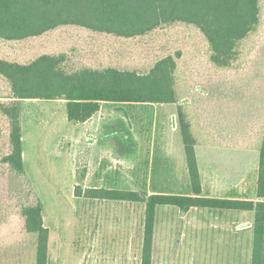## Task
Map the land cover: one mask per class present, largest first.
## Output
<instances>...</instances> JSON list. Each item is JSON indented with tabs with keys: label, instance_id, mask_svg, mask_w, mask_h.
Here are the masks:
<instances>
[{
	"label": "rangeland",
	"instance_id": "rangeland-1",
	"mask_svg": "<svg viewBox=\"0 0 264 264\" xmlns=\"http://www.w3.org/2000/svg\"><path fill=\"white\" fill-rule=\"evenodd\" d=\"M178 51L179 102L121 103L109 109L111 119L104 129L107 134L120 132L109 141L111 153L124 154L132 147L135 151L133 140L138 138L140 175L135 190L189 192L188 166L179 157V141L184 147L180 104L197 139L207 194L256 200L264 142V0L259 26L241 42L230 68L210 61L204 35L186 23L163 25L131 38L65 25L22 40L0 39V58L29 63L43 53L65 52L69 71L88 66L146 73ZM9 86L0 75V100H9ZM26 103L23 151L31 192H19L22 186L28 190L24 180H14L13 173L0 165V264H35L37 237L26 231L22 207L38 199L50 229V264H140L145 205L77 197V173L83 167L87 170L88 142L71 139L74 129L65 104L52 99ZM7 128L0 115V156L10 150ZM104 160L99 185L132 187L131 157L124 165ZM82 186L86 188L85 179ZM253 221L252 211L160 206L153 264H251Z\"/></svg>",
	"mask_w": 264,
	"mask_h": 264
},
{
	"label": "trees",
	"instance_id": "trees-1",
	"mask_svg": "<svg viewBox=\"0 0 264 264\" xmlns=\"http://www.w3.org/2000/svg\"><path fill=\"white\" fill-rule=\"evenodd\" d=\"M260 21L261 0H0V39L3 40L40 36L65 25L131 38L163 25L186 23L202 32L210 48V61L219 68L231 67L238 57L241 42L258 28ZM180 56V51L176 56L168 55L146 73L88 66L69 71L65 52L43 53L29 63L0 58V75L11 88L10 99L0 100V115L7 120L5 133L10 144L9 152L0 156V165L13 173L14 180H24L28 190L19 184V192L28 191L27 195L31 192L23 156V100H65L67 118L73 123L89 120L100 110L102 102L177 103L175 72L176 59ZM178 107L190 180L189 192L148 194L128 189L83 188L87 171L83 167L77 173L79 183L75 186V195L145 205L140 264H153L156 217L160 206L178 207L183 211L192 208L221 212L252 211L251 264H264V142L260 148L256 200L208 195L204 193L201 182L197 139L181 105ZM125 148L130 147L125 145ZM22 215L26 231L37 237L35 264H50V229L44 223L41 200L22 207Z\"/></svg>",
	"mask_w": 264,
	"mask_h": 264
},
{
	"label": "crops",
	"instance_id": "crops-1",
	"mask_svg": "<svg viewBox=\"0 0 264 264\" xmlns=\"http://www.w3.org/2000/svg\"><path fill=\"white\" fill-rule=\"evenodd\" d=\"M10 87V86H9ZM10 99V98H7ZM27 101H34V102H28ZM35 101H41V99H26L23 100L22 103H26L28 106L30 103H35ZM55 103L63 105L65 104L66 107V101L62 99H57L55 100ZM56 104V105H57ZM118 104L121 103H116V102H102L100 110L94 114L89 120L82 122V123H72L73 127V133L71 136V139H80L83 140V142H88V148L89 152L87 153V160H88V165H87V173L85 177V184L86 188H110V187H103L100 184L102 180V170L105 164L104 159L110 158L111 160H115L117 162H120L122 165L126 164L129 161V157H131V182H132V187L126 188L128 190H135V186L133 185L136 183L138 180V177L140 175L139 173V140L136 138V140L133 142L135 151L132 147L130 150L131 152H126L124 154L120 153H111L112 149L109 147V144L111 139H114V137H119L120 132H117V130H113L111 134H107L105 131V125L108 124L109 120V109L112 107H116ZM152 104H160V103H152ZM170 103H163L162 105H167ZM28 108V107H27ZM67 111V110H66ZM55 112V111H54ZM30 114V111L29 113ZM26 115V108L24 107L22 110L21 114V126H22V142L24 140V127L22 125V118L27 119L28 117ZM109 119V120H108ZM124 143V141H122ZM111 145V144H110ZM112 146V145H111ZM128 146V145H127ZM184 147L181 145V142L179 141V157L181 158V161L183 162V165L185 167L187 166V160L184 159ZM23 156L25 159V154L23 151ZM25 162V160H24ZM99 181V182H98ZM110 189H115V188H110ZM123 189V188H121ZM203 189L204 193L207 194V189L205 187V184H203ZM172 191V190H171ZM213 196V195H211ZM214 196H220V195H214ZM225 196V195H222ZM227 197H234V196H227ZM237 198V197H236Z\"/></svg>",
	"mask_w": 264,
	"mask_h": 264
}]
</instances>
